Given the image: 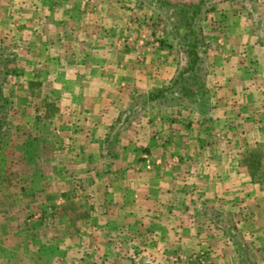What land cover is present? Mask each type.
I'll return each mask as SVG.
<instances>
[{
	"label": "crops",
	"instance_id": "1",
	"mask_svg": "<svg viewBox=\"0 0 264 264\" xmlns=\"http://www.w3.org/2000/svg\"><path fill=\"white\" fill-rule=\"evenodd\" d=\"M251 1L263 5L250 19L204 35L206 105L179 99L185 57L142 6L0 0V59L19 67L7 70L0 264H81L96 256L82 243L104 264H139L126 247L138 255L144 240L156 264H234L225 217L264 264V0ZM80 196L84 220L71 214Z\"/></svg>",
	"mask_w": 264,
	"mask_h": 264
},
{
	"label": "rangeland",
	"instance_id": "2",
	"mask_svg": "<svg viewBox=\"0 0 264 264\" xmlns=\"http://www.w3.org/2000/svg\"><path fill=\"white\" fill-rule=\"evenodd\" d=\"M122 2H124V8L126 9V11L131 12L132 10H136L137 7L142 6V10L146 11L149 10L151 12H153V15L157 14V20L159 23V26H161L165 32H170V29L174 30V29H180L182 30V28H184V25L186 24L185 22H188V16L190 15L191 12L194 11V9H196L197 5L199 6L200 4V8L198 10V13L195 15V20H194V30L197 33V36L201 39L202 36H204L206 34L207 31L211 29H216V30H220L219 28H222L223 26L226 27V23H235L236 20H238L237 22H241V20H244L245 17L248 14V17L250 19V11L251 9H253L252 12H257L259 9L262 8V3L258 4V2H253L250 0H206L205 3H200L201 0H141V2H139L140 0H121ZM19 7H24L25 4L23 3H18ZM261 7V8H260ZM211 12H208V10H212ZM20 11V10H19ZM21 12V11H20ZM148 12V11H146ZM23 13V12H22ZM246 13V14H245ZM245 15V17L243 16ZM257 15V14H256ZM255 15V17H257ZM246 20V19H245ZM169 37V36H168ZM206 40V41H205ZM203 39V43L204 45L209 44V40L210 38L207 39ZM152 40H150L151 42ZM174 41V39H173ZM175 43V41H174ZM204 62V61H203ZM8 67V68H7ZM18 66H13L12 63H8L7 64L4 62V59H0V84H1V91H0V97H1V101L0 104L3 106V110L2 112V117H3V124L1 125L0 128V136H2V141L0 143V147L3 143V139H4V135L6 133V129L7 126L9 125L8 120L6 119V111L8 109V107L10 106L11 100V95H9L7 92V89L9 87H11V85H13L14 87H16L18 85V82H15V80L11 77L12 73L7 71L10 68H17ZM19 68V67H18ZM207 70V69H206ZM205 67L201 69V71H199V75H201L200 79H201V91L199 90L200 94H201V101H203L206 105H208V100H209V89L206 86V83L204 81V74H205ZM6 73V74H4ZM8 76L10 77L8 79ZM13 76V75H12ZM204 81L205 86L202 85ZM13 82V84L11 83ZM199 83V84H200ZM206 93V96L204 95ZM205 100V101H204ZM140 104H142V102H140ZM203 103H201L200 105H202ZM15 108H18V105L15 104ZM10 120V119H9ZM26 140V139H25ZM28 143V142H26ZM34 141H32V144L30 146L33 147ZM18 148H21L22 142L20 141L18 143ZM242 156L244 158V164L243 167H245L246 170L248 171H256V174L258 172H260L261 167L260 164L258 166H256V164H253L254 162L250 161V147L247 148V150L245 152H242ZM257 156V153H255V155L253 157ZM256 159V158H254ZM77 186L80 187V189H84L82 188V186L78 185ZM69 199V198H68ZM75 199V198H74ZM72 200V202L74 203H80L82 205V207H78L77 205H72V209H74V206H77V208H75V210H73V212L71 214H73V216L77 217L76 219H81L83 218L86 219L88 216L87 210L85 211L84 209H88L87 208V201L85 199V197L80 196L78 197V199ZM70 200V199H69ZM218 210V209H216ZM216 212V211H215ZM214 214V213H213ZM212 214V215H213ZM217 214V212H216ZM213 217V216H212ZM215 217V215H214ZM220 216L215 217V219H217ZM228 219L225 220L228 224V240L230 243L234 242L236 243V247L240 248L239 251V255L238 257L235 255L233 261L234 264H259L257 263V261H255V252L256 244H251L250 241L247 242H243L242 238L239 237V233L238 230L236 228L235 225H233V219L230 217H225ZM220 221V218L218 219ZM232 220V221H231ZM232 222V223H231ZM217 227H215L216 229ZM95 232H97L95 230ZM90 236H92V234H90ZM150 242H147V240L143 241V244H138V255H140V257L138 255H136L133 252H130L133 250V244L132 247L127 248V254H129L130 256H132L134 258V260H136V262H138L139 264H156L155 261L152 258H146L145 259V254L144 252L147 251V247L149 245ZM95 246L96 250L93 249L92 253L95 254V258L93 257V259L89 258L87 259V256L90 254V249L88 250V247L86 246ZM121 245V244H120ZM126 245V244H125ZM129 244H127L128 246ZM235 246V245H234ZM113 247L115 248L114 252H118V245L117 243L113 244ZM81 249H84V255L86 257L87 260H84L81 258L80 262L79 260L76 262L79 263H83V264H104V262L106 260L102 259L103 257V253L102 250L100 248V246H96L95 244H87V243H82L81 244ZM94 248V247H93ZM103 248V247H102ZM117 250V251H116ZM95 252V253H94ZM237 253V252H236ZM254 254V255H253ZM105 256V255H104ZM138 256V257H137ZM131 257V258H132ZM132 258V260H133ZM133 260V261H134ZM196 261V260H195ZM208 264L209 261H211V259H207ZM166 262H168V260L166 259ZM158 264V263H157Z\"/></svg>",
	"mask_w": 264,
	"mask_h": 264
},
{
	"label": "trees",
	"instance_id": "3",
	"mask_svg": "<svg viewBox=\"0 0 264 264\" xmlns=\"http://www.w3.org/2000/svg\"><path fill=\"white\" fill-rule=\"evenodd\" d=\"M251 1V0H250ZM206 0H201L200 3H205ZM200 6V4H199ZM194 9L193 12L190 13L188 16V22H185L184 28L182 30L178 29H170L168 32V36L174 39L175 43L179 47L180 53H182L185 57V64L181 67L175 82L173 83L172 87H175L176 90L182 91L184 94L179 96V99L183 101V97H185L188 93V98L190 99L195 94L201 91V84L198 81V74L201 71V57L199 55V48L203 45L204 36L201 39L197 36V33L194 30L193 24L195 20V15L198 13L199 7ZM212 10H208L211 12ZM251 9L250 12H252ZM252 13H250L251 15ZM10 72L15 73V70L11 69ZM6 74V73H4ZM0 91H1V84H0ZM200 93V92H199ZM1 94V93H0ZM158 96V94H156ZM0 97V101H1ZM3 106L0 104V128L3 124V117L2 111ZM2 141V136H0V143Z\"/></svg>",
	"mask_w": 264,
	"mask_h": 264
}]
</instances>
